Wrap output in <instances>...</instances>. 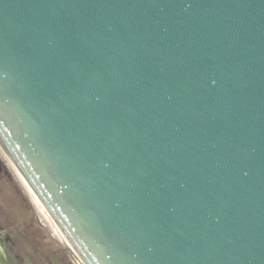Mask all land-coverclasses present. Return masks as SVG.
I'll use <instances>...</instances> for the list:
<instances>
[{
	"label": "water",
	"instance_id": "water-1",
	"mask_svg": "<svg viewBox=\"0 0 264 264\" xmlns=\"http://www.w3.org/2000/svg\"><path fill=\"white\" fill-rule=\"evenodd\" d=\"M0 146L80 264H264V0H0Z\"/></svg>",
	"mask_w": 264,
	"mask_h": 264
},
{
	"label": "crops",
	"instance_id": "crops-1",
	"mask_svg": "<svg viewBox=\"0 0 264 264\" xmlns=\"http://www.w3.org/2000/svg\"><path fill=\"white\" fill-rule=\"evenodd\" d=\"M30 205L0 169V264H65Z\"/></svg>",
	"mask_w": 264,
	"mask_h": 264
},
{
	"label": "rangeland",
	"instance_id": "rangeland-1",
	"mask_svg": "<svg viewBox=\"0 0 264 264\" xmlns=\"http://www.w3.org/2000/svg\"><path fill=\"white\" fill-rule=\"evenodd\" d=\"M0 169H2L3 172H6V174L11 179V182L22 192L24 200H26L29 204H31L30 206L33 207V209L35 211L36 218L38 219L41 226H43L42 227L43 228L42 229L43 234L45 235L46 238H48V240H50L52 242L51 243L52 247H54V249L58 250L60 252V254L63 256V258L65 260V264H74L69 250L60 241H58L53 236L52 231L49 229L48 225L45 224L43 219L38 214L36 208L34 207V205L32 204V202L30 200L31 198L28 197L25 189L21 185L20 181L18 180V178H17L16 174L14 173V171L12 170V168L9 166V163L7 162V160L4 158L1 150H0Z\"/></svg>",
	"mask_w": 264,
	"mask_h": 264
},
{
	"label": "bare ground",
	"instance_id": "bare-ground-1",
	"mask_svg": "<svg viewBox=\"0 0 264 264\" xmlns=\"http://www.w3.org/2000/svg\"><path fill=\"white\" fill-rule=\"evenodd\" d=\"M0 150L2 151L4 158L9 163V166L12 168V170L16 174L21 185L23 186V188L25 189V191L27 192V194L33 201L38 214L44 220V222L48 225L49 229L52 231L53 236L57 238L65 247L69 248L67 244L64 242V240L62 239V237L60 236V234L58 233V231L56 230V228L54 227V225L52 224V222L50 221V219L48 218V216L46 215V213L44 212V210L42 209V207L40 206V204L38 203V201L36 200V198L34 197V195L32 194V192L30 191V189L28 188V186L26 185V183L24 182V180L22 179V177L20 176V174L18 173V171L16 170V168L14 167V165L12 164V162L10 161V159L7 157V155L5 154L1 146H0ZM77 264H80V262L77 261Z\"/></svg>",
	"mask_w": 264,
	"mask_h": 264
},
{
	"label": "built area",
	"instance_id": "built-area-1",
	"mask_svg": "<svg viewBox=\"0 0 264 264\" xmlns=\"http://www.w3.org/2000/svg\"><path fill=\"white\" fill-rule=\"evenodd\" d=\"M44 221V220H43ZM46 224V223H45ZM67 248V247H66ZM68 250H69V252H70V255H71V258H72V260H73V262H74V264H77V258L75 257V255L72 253V251L69 249V248H67Z\"/></svg>",
	"mask_w": 264,
	"mask_h": 264
}]
</instances>
